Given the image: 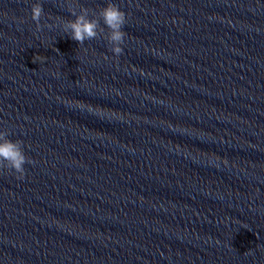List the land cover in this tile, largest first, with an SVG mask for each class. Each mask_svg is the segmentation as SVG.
<instances>
[{
    "label": "clouds",
    "instance_id": "clouds-1",
    "mask_svg": "<svg viewBox=\"0 0 264 264\" xmlns=\"http://www.w3.org/2000/svg\"><path fill=\"white\" fill-rule=\"evenodd\" d=\"M31 20L35 22L38 30L41 29V18L44 16L42 4L37 2L31 5ZM69 12L74 19L62 20L60 27L63 32L72 40L83 45L85 41L93 40L98 36L105 34L109 43L110 51L115 57L123 54L122 45L125 42L127 33L123 30L127 23L126 13L111 0L106 6L98 11L92 12L86 7H81L79 13L73 8ZM101 21L103 26H101ZM83 107V105H80ZM9 133L6 130H0V170H11L17 175V179L22 180L25 177V164H31L33 161L26 156L23 149V142L19 139L13 141L8 138Z\"/></svg>",
    "mask_w": 264,
    "mask_h": 264
}]
</instances>
